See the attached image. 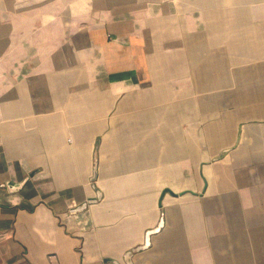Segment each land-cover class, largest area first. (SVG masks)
Here are the masks:
<instances>
[{"label": "crops", "instance_id": "crops-1", "mask_svg": "<svg viewBox=\"0 0 264 264\" xmlns=\"http://www.w3.org/2000/svg\"><path fill=\"white\" fill-rule=\"evenodd\" d=\"M130 250L264 264V0H0V264Z\"/></svg>", "mask_w": 264, "mask_h": 264}, {"label": "water", "instance_id": "water-1", "mask_svg": "<svg viewBox=\"0 0 264 264\" xmlns=\"http://www.w3.org/2000/svg\"><path fill=\"white\" fill-rule=\"evenodd\" d=\"M222 154H225V152H222ZM222 154H221V155H222ZM94 175H95V176H94L93 179H95L96 176H97V172H96V171H95V174H94ZM167 191H169V190H166V192H167ZM99 198H101V193H100V192L97 193V196H96V197H94V198H89L86 202H84L83 204H81L79 210H83V209H85L89 203L96 202V201L99 200ZM162 224H163V221L161 222V225H162ZM145 245H146V244H145ZM126 256H127V262H128V264H131L130 259H131V257H132V250L128 251Z\"/></svg>", "mask_w": 264, "mask_h": 264}]
</instances>
